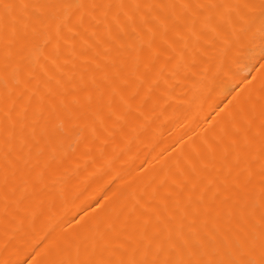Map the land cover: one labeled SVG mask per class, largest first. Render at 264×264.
Listing matches in <instances>:
<instances>
[{
  "label": "bare ground",
  "instance_id": "6f19581e",
  "mask_svg": "<svg viewBox=\"0 0 264 264\" xmlns=\"http://www.w3.org/2000/svg\"><path fill=\"white\" fill-rule=\"evenodd\" d=\"M0 264H264V0H0Z\"/></svg>",
  "mask_w": 264,
  "mask_h": 264
}]
</instances>
